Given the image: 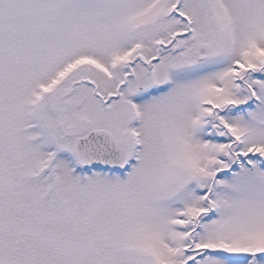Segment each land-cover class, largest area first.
Returning <instances> with one entry per match:
<instances>
[{
  "label": "snow or ice",
  "instance_id": "6c2138e0",
  "mask_svg": "<svg viewBox=\"0 0 264 264\" xmlns=\"http://www.w3.org/2000/svg\"><path fill=\"white\" fill-rule=\"evenodd\" d=\"M0 264H264V0H0Z\"/></svg>",
  "mask_w": 264,
  "mask_h": 264
}]
</instances>
